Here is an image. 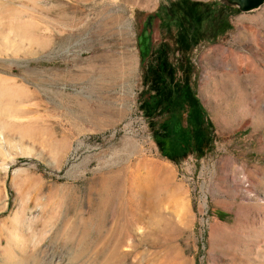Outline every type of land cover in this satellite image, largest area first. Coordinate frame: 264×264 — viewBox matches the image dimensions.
Instances as JSON below:
<instances>
[{"label": "rangeland", "instance_id": "obj_1", "mask_svg": "<svg viewBox=\"0 0 264 264\" xmlns=\"http://www.w3.org/2000/svg\"><path fill=\"white\" fill-rule=\"evenodd\" d=\"M0 264H264V0H0Z\"/></svg>", "mask_w": 264, "mask_h": 264}, {"label": "trees", "instance_id": "obj_2", "mask_svg": "<svg viewBox=\"0 0 264 264\" xmlns=\"http://www.w3.org/2000/svg\"><path fill=\"white\" fill-rule=\"evenodd\" d=\"M217 216L218 217H221V218H224L226 216V213L222 212V211H217Z\"/></svg>", "mask_w": 264, "mask_h": 264}, {"label": "bare ground", "instance_id": "obj_3", "mask_svg": "<svg viewBox=\"0 0 264 264\" xmlns=\"http://www.w3.org/2000/svg\"><path fill=\"white\" fill-rule=\"evenodd\" d=\"M253 1H255V0H253ZM252 2V1H251Z\"/></svg>", "mask_w": 264, "mask_h": 264}]
</instances>
